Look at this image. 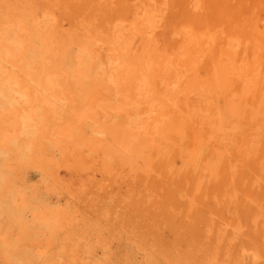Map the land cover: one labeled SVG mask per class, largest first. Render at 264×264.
I'll return each instance as SVG.
<instances>
[{
  "label": "rangeland",
  "instance_id": "1",
  "mask_svg": "<svg viewBox=\"0 0 264 264\" xmlns=\"http://www.w3.org/2000/svg\"><path fill=\"white\" fill-rule=\"evenodd\" d=\"M198 1L0 0V264H264V0Z\"/></svg>",
  "mask_w": 264,
  "mask_h": 264
},
{
  "label": "bare ground",
  "instance_id": "2",
  "mask_svg": "<svg viewBox=\"0 0 264 264\" xmlns=\"http://www.w3.org/2000/svg\"><path fill=\"white\" fill-rule=\"evenodd\" d=\"M151 1H152V0H151ZM196 1H198V0H196ZM219 2H220V1H219ZM155 3H156V1H155ZM197 3H200V2L198 1ZM221 3H222V2H221ZM162 6H163V4H162ZM196 6H197V5H196ZM233 7H234V5H233ZM249 7H250V6H249ZM249 7H248V8H249ZM256 7H257V6H256ZM154 8H155V7H154ZM167 8H168V7H167ZM257 8H258V7H257ZM159 10H160V9H159ZM228 10H230V9H228ZM247 10H248V9H247ZM153 11H154V10H146V12L148 13L149 16L152 15ZM164 11H165V10H164ZM228 12H229V11H228ZM238 16H239V15H238ZM161 17H162V16H161ZM146 24H147V23H146ZM151 25L153 26V24H151ZM191 26H192V25H191ZM205 28H206V27H205ZM140 29H141V28H140ZM149 29H150V28H149ZM152 32H153V31H152ZM221 33H222V32H221ZM192 34H193V33H192ZM175 35H176V34H175ZM190 36H191V35H190ZM197 37H198V36H197ZM197 37H196V38H197ZM206 37H208V36H206ZM210 37H211V35H210ZM194 38H195V37H194ZM199 38H200V37H199ZM208 38H209V37H208ZM208 38H207V39H208ZM226 38H227V37H226ZM234 38H235V37H234ZM190 39H191V37H190ZM201 39H202V37H201ZM213 39H214V38H213ZM225 40H227V39H225ZM225 40H224V41H225ZM238 40H239V39H238ZM238 40H237V41H238ZM228 41H229V39H228ZM232 41H233V40H232ZM207 42H208V41H207ZM214 42H215V41H214ZM215 43H216V42H215ZM237 43H238V42H237ZM263 43H264V42H263ZM204 44H205V43H204ZM208 44H209V43H208ZM223 44H224V42H223ZM227 44H228V43H227ZM205 45H206V44H205ZM235 45H236V44H235ZM237 45H238V44H237ZM237 45H236V46H237ZM197 46H198V45H197ZM207 46H208V45H207ZM207 46H206V47H207ZM234 47H235V46H234ZM212 48H213V46H212ZM245 48H246V47H245ZM182 49H183V48H182ZM222 49H223V48H222ZM247 49H248V48H247ZM253 50H254V49H252V52H253ZM220 52H221V54L223 55V52H222V51H220ZM235 53H236V51H235ZM196 54H197V53H196ZM183 55H184V54H183ZM197 55H198V54H197ZM227 55H228V54H227ZM227 55H226V58L228 57ZM204 56H205V55H204ZM209 56H210V55H209ZM185 57H186V56H185ZM186 58H187V57H186ZM217 58H218V57H217ZM228 58H229V57H228ZM182 59H183V58H182ZM200 59H201V57H200ZM229 59H230V58H229ZM214 60H215V59H214ZM231 63H232V62H231ZM231 63H230V64H231ZM192 64H193V63H192ZM213 64H215V63H213ZM196 65H197V64H196ZM211 65H212V64H211ZM232 65H233V64H232ZM206 66H207V65H206ZM212 66H213V65H212ZM207 67H208V66H207ZM213 67H214V66H213ZM230 67H231V65H230ZM182 68H183V67H182ZM215 68L217 69V67H215ZM215 68H214V69H215ZM214 69H212V70L214 71ZM219 70H220V69H219ZM231 70H232V69H231ZM213 71H211V73H212ZM220 71H221V70H220ZM240 71H241V70H240ZM216 72H218V71L216 70ZM222 72L224 73V70H223ZM226 72H227V71H226ZM218 73H219V72H218ZM218 73H216V74H218ZM223 75H224V74H223ZM216 76H217V75H216ZM217 77H218V76H217ZM226 77H227V76H226ZM217 81H218V79H217ZM231 85H232V84H231ZM203 88H204V87H203ZM209 89H210V88H209ZM203 91H204V90H203ZM209 91H210V90H209ZM213 91H214V90H213ZM219 91H220V89H219ZM184 92H185V91H184ZM205 93H206V92H205ZM208 93H209V92H208ZM201 94H202V93H201ZM224 94H225V93H224ZM169 95H170V94H169ZM219 95H220V94H219ZM229 95H230V94H229ZM221 96H222V95H221ZM200 97H202V96H200ZM203 97H204V96H203ZM207 98H208V97H207ZM219 100H220V99H219ZM198 101H199V100H198ZM219 104H220V103H219ZM198 107H199V106H198ZM206 107H207V106H206ZM209 107H210V105H209ZM219 107H220V106H219ZM201 108H202V107H201ZM178 109H179V108H178ZM183 109H184V108H183ZM197 109H199V108H197ZM212 109H213V108H212ZM218 109H219V108H218ZM220 109H221V108H220ZM175 110H176V109H175ZM199 110H200V109H199ZM208 110H209V109H208ZM193 111H194V110H193ZM206 111H207V110H206ZM196 112H197V114H198V110H197ZM194 113H195V111H194ZM202 113H203V112H202ZM219 113H220V112H219ZM187 114H188V113H186V117H188ZM192 114H193V113H192ZM200 114H201V113H200ZM184 115H185V114H184ZM203 115H204V114H203ZM193 116H194V115H193ZM200 116H201V115H200ZM207 116H208V115H207ZM225 116H226V115H225ZM196 117H197V116H196ZM201 117H202V116H201ZM199 118H200V117H199ZM203 118L205 119L206 117H203ZM218 119H219V117H218ZM224 119H225V118H224ZM183 120H184V119H183ZM202 120H203V119H202ZM219 120H220V119H219ZM191 121H192V120H191ZM200 121H201V119H200ZM203 121H204V120H203ZM168 122H169V121H168ZM205 122H206V121H205ZM202 123H203V122H202ZM221 123H222V122H221ZM221 123H220V124H221ZM182 124H183V123H182ZM182 124H181V125H182ZM196 124H197V123H196ZM220 124H219V125H220ZM179 125H180V124H179ZM197 125H198V124H197ZM197 125H196V126H197ZM211 125H212V124H211ZM171 126H172V125H171ZM177 126H178V125H177ZM198 126H199V125H198ZM202 126H203V125H202ZM220 126H221V125H220ZM222 126H223V125H222ZM167 127H168V126H167ZM233 128H234V127H233ZM173 129H174V128H173ZM199 130H200V128H199ZM223 130H225V129H223ZM260 130H261V129H260ZM203 131H204V130H203ZM181 132H182V131H181ZM193 133H194V132H193ZM193 133H192V134H193ZM172 134H173V133H172ZM172 134H171V135H172ZM198 134H199V133H198ZM184 136H185V135H184ZM207 136L210 137L209 135H207ZM223 136H224V135H223ZM225 136H226V135H225ZM221 137H222V136H221ZM178 138H179V137H178ZM179 139H180V138H179ZM199 139H200V138H199ZM202 139H204V138H202ZM208 139H209V138H208ZM210 139H211V138H210ZM210 139H209V140H210ZM220 139H224V138L222 137V138H220ZM181 140H184V139H181ZM181 140H180V141H181ZM185 140H186V138H185ZM185 140H184V141H185ZM188 140H189V139H188ZM211 140H212V139H211ZM206 141H207V140H206ZM167 142H169V141L167 140ZM167 142H166V145H167ZM181 142H182V141H181ZM207 142H208V141H207ZM212 142H213V141H212ZM174 143H176V142H174ZM201 143H202V142H201ZM199 144H200V143H199ZM206 145H208V144L206 143ZM206 145H204V146L206 147ZM211 145H212V144H211ZM184 146H187V145H184ZM168 147H169V146H167V148H168ZM175 147H177V146H175ZM213 148H214V147H213ZM168 150H169V149H168ZM182 150H184V149H182ZM185 150H186V149H185ZM201 150H202V149H201ZM210 150H211V149H210ZM213 150H214V149H213ZM198 152H199V151H198ZM198 152H197V153H198ZM182 153H183V151H181V154H182ZM203 153H204V152H203ZM170 154H172V152H171ZM170 154H169L168 156H170ZM181 154H180V157H181ZM210 155H211V154H210ZM172 156H174V155H172ZM202 156H204V155H202ZM189 157H190V155H189ZM184 158H185V157H184ZM186 158H188V156H187ZM188 159H189V158H188ZM189 160H190V159H189ZM192 160H194V159H192ZM205 161H206V160H205ZM209 161H210V160H209ZM209 161H208V162H209ZM199 162H200V161H199ZM200 163H201V162H200ZM190 164H191V162H190ZM198 164H199V163H198ZM203 164H204V163H203ZM204 166H205V164H204ZM188 167H189V165H188ZM194 170H196V169H194ZM181 171H182V170H181ZM90 172H91V171H90ZM177 172H178V171H177ZM195 172H196V171H195Z\"/></svg>",
  "mask_w": 264,
  "mask_h": 264
}]
</instances>
